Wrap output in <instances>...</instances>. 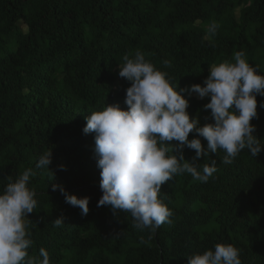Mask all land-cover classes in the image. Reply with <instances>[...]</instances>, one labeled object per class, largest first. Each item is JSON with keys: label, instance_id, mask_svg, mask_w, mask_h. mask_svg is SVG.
Returning <instances> with one entry per match:
<instances>
[{"label": "trees", "instance_id": "16d2710c", "mask_svg": "<svg viewBox=\"0 0 264 264\" xmlns=\"http://www.w3.org/2000/svg\"><path fill=\"white\" fill-rule=\"evenodd\" d=\"M214 21L219 28L209 36ZM138 50L180 88L203 86L209 65L234 63L236 51L264 74V0H0V192L26 169L35 172L29 255L44 248L50 264H188L187 256L232 244L242 264H264V150L252 157L245 149L231 165L218 150L197 161H217L208 182L190 174L165 182L160 198L174 215L154 233L136 229L130 213L97 206L101 169L94 133L83 128L106 105L127 109L130 82L118 65ZM256 98L259 118L251 123L264 145V97ZM189 101L190 115L212 122L204 109L210 97ZM48 151L55 175L36 168ZM183 151L187 160L195 156ZM53 183L89 197L88 214ZM61 216L64 225L55 227Z\"/></svg>", "mask_w": 264, "mask_h": 264}, {"label": "clouds", "instance_id": "9594fccd", "mask_svg": "<svg viewBox=\"0 0 264 264\" xmlns=\"http://www.w3.org/2000/svg\"><path fill=\"white\" fill-rule=\"evenodd\" d=\"M218 28L215 21L210 23L208 35L215 36ZM244 57L243 51H236L234 63L225 60L209 65L203 86L180 88L178 84L173 86L169 74L156 69L141 51L132 58L129 54L123 56L118 75L130 82L124 101L127 109L118 103L106 105L102 111L88 115L83 128L85 134L94 133V151L101 169L102 196L98 207L108 206L114 215L117 211L130 213L136 229L154 233L161 225L172 224L174 215L160 198L165 182L183 174L208 182L217 172V161H197L202 156L210 158V153L218 150L225 152L221 161L225 165H231L245 149L252 157L264 150L254 134L256 125L251 123L259 118L256 97H264V74ZM164 65L171 67L169 61H164ZM193 94L200 99L210 97L204 109L211 110V123L201 125L199 118L187 111ZM260 107L264 108V101ZM190 133L196 136L189 139ZM198 137L207 141L206 149ZM185 148L195 150L191 161L185 159ZM51 163L52 151H48L40 156L36 168L55 175L49 168ZM33 176V169H26L0 192V264H50L44 248L39 249L38 256L28 252L33 244L28 214L38 206L36 192L28 186ZM57 189L66 203L78 207L82 215L88 214L89 197L78 198L53 183L52 190ZM52 223L62 227L64 217ZM240 255V249L232 244H216L214 250L187 258L188 264H242Z\"/></svg>", "mask_w": 264, "mask_h": 264}, {"label": "rangeland", "instance_id": "374dc122", "mask_svg": "<svg viewBox=\"0 0 264 264\" xmlns=\"http://www.w3.org/2000/svg\"><path fill=\"white\" fill-rule=\"evenodd\" d=\"M191 97H195V98L200 99L196 94H193Z\"/></svg>", "mask_w": 264, "mask_h": 264}]
</instances>
